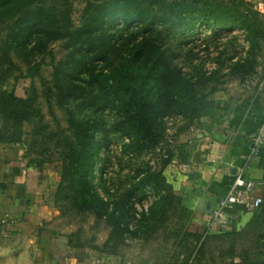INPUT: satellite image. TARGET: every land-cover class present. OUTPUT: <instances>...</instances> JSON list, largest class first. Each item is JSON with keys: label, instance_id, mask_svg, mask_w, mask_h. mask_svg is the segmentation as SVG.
<instances>
[{"label": "trees", "instance_id": "obj_1", "mask_svg": "<svg viewBox=\"0 0 264 264\" xmlns=\"http://www.w3.org/2000/svg\"><path fill=\"white\" fill-rule=\"evenodd\" d=\"M43 3L44 0H0V25L9 28L8 46L23 56L28 67L27 74L16 78L15 82L18 86L20 80L29 81L28 86L20 87V93L16 89L0 90V145L20 144L23 124L37 116L33 80L40 63L32 65L33 56L41 55L44 61L49 60L48 46L70 39V46L83 48L80 55L85 57V63L89 59V63L103 60L104 71L92 72L90 81L83 87L75 85L71 79L58 85L57 99L69 116L72 136L65 138L61 147V179L55 207L64 213L60 203L72 200V207L78 213L106 218L112 228L111 235L102 248H91L114 255L126 234L135 235V231H130L127 219L132 210V198L142 200L150 190L158 196L148 212L141 213L138 228L143 234L156 230V216L166 213L169 207L179 206L185 216L187 212L180 207L179 198L172 195L173 187L163 169L158 172L148 168L139 170L130 190L123 196L119 193L117 200L104 201L94 184L97 158L102 147L107 145L104 125L87 116L77 118L70 110L72 100H77L76 94L85 90V107L90 111L97 108L110 111L114 117L113 130L127 140L124 151L138 156L158 145L164 132L165 117L174 115L197 123L212 118L215 104L212 96L219 90L199 94L197 87L203 86L211 77L203 75L198 82L184 77L172 59L166 56L168 49L158 42L161 35L180 30L189 37L201 27L245 32L249 45L247 59L237 63L238 67L234 69L247 67L249 72L250 65L256 63L254 55L258 45L264 43V14L245 0H86L82 25L72 30L67 13H59ZM132 25L141 28L138 36L131 34L126 43L121 36L114 40L115 29L121 26L128 30ZM108 30L111 34H107ZM31 42L33 44L29 46ZM110 55L118 65L108 64ZM88 68L90 72L93 66ZM87 91H92L91 97L87 98ZM44 153L46 151L41 155ZM30 163L40 165L35 161ZM169 164V160L165 161L164 167ZM104 190L107 191L105 186ZM161 192L165 195L161 196ZM238 230L228 235L208 231L199 252H204L202 250L209 241L245 235L251 236L254 248L259 246L264 237L261 208ZM70 239L69 244H72ZM110 243L113 248L109 252ZM233 253L232 248L230 254ZM240 264H264V251L246 252Z\"/></svg>", "mask_w": 264, "mask_h": 264}, {"label": "rangeland", "instance_id": "obj_2", "mask_svg": "<svg viewBox=\"0 0 264 264\" xmlns=\"http://www.w3.org/2000/svg\"><path fill=\"white\" fill-rule=\"evenodd\" d=\"M43 4L45 7H54L59 13H67L72 30L82 25L86 0H44ZM141 31L139 26L132 25L128 30L120 26L113 32L115 33L114 40L117 36H121L123 43H126L131 34L138 36L137 33L140 34ZM8 32L7 25H0V90L16 89L20 93V87L28 86L29 81L20 80V85L17 86L15 79L26 75L28 67L23 56L19 55L14 48H9ZM110 32L108 30L107 34H111ZM185 36L186 33L183 35L182 31L173 30L168 34L163 33L158 42L168 49L166 56L172 59L173 65L180 69L183 76L190 81H201L203 75L211 77L210 81L199 86L200 88L197 87L199 94H208L212 89L225 90L232 85L245 87L246 92L247 86H250L251 93L254 95L259 92L260 82L264 81V43L259 44L255 52L256 63L250 65L252 72H247V67L246 69H234L238 67L237 63L247 59L249 45L245 32L217 28L210 30L201 27L189 37L185 38ZM191 38L193 41L188 42L187 40ZM71 42L70 39H65L50 44L47 54L51 58L49 60L44 61L41 55L33 56L32 65L40 63L33 80L37 116L23 124L21 142L15 145L23 150V157L27 161L56 167L59 174H61L62 167L61 147L64 145L65 138L72 136V130L68 123L69 116L57 99L58 85L66 84L71 79L75 85L83 87L86 82L90 81L92 72H102L105 68L103 60L89 63V59L85 63V57L80 55L84 52L83 48H74L70 46ZM32 44L31 42L29 46ZM108 58L110 59L108 64L118 65L113 55ZM90 65L93 68L89 72ZM91 93L92 91L86 92L87 98L91 97ZM75 97L78 98L72 100L70 110L77 118L87 116L104 125L103 132L107 145L102 147L97 158L94 180L95 190L104 201L117 200L119 193L123 196L130 190L139 170L148 168L158 172L163 169V173L166 174L172 169V165L177 166L179 163L173 164V162L177 159L175 155L178 150L179 136L188 134L197 124L196 121L188 122L174 115L167 116L163 120L164 132L158 145L150 150L142 151L138 156H133L123 149L127 140L116 134L112 128L114 121L112 113L98 108L93 109L94 113L85 107V90L76 94ZM45 151L46 153L41 155ZM167 160L170 164L164 167ZM104 186L107 191L104 190ZM162 195H165L164 192H161ZM172 195L176 197L174 192ZM157 200L158 196L151 190L142 200L132 198V210L127 219L129 229L132 232L135 231V235L126 234L114 254L121 258V264H240L246 252L264 251V237L259 246L256 245L254 248L251 236L245 235L236 237V239L228 237L209 241L202 250L204 252L200 253L201 245L206 239L207 229L191 226L186 216L179 211V206L176 205L169 207L166 213H159L156 216L155 231L148 235L143 234L138 228L141 213L148 212ZM60 206L63 211L65 210L61 213L57 209L62 219V231L67 234V238H71L73 246L88 249H92V246L98 248L104 246L112 231L106 218H95L92 215L78 213L72 207V200L60 203ZM261 212L264 213L262 209ZM236 231L239 230L231 228L218 232L228 235ZM262 233L264 234V231ZM111 247L113 248L112 243L108 245L109 252ZM232 248L234 253L230 254Z\"/></svg>", "mask_w": 264, "mask_h": 264}, {"label": "crops", "instance_id": "obj_3", "mask_svg": "<svg viewBox=\"0 0 264 264\" xmlns=\"http://www.w3.org/2000/svg\"><path fill=\"white\" fill-rule=\"evenodd\" d=\"M245 1L264 14V0ZM244 89L232 85L212 96V118L179 136L173 162L179 164L165 174L187 221L207 232L248 222L241 206L211 220L229 191L248 181L260 184L254 196L264 212V144L251 156V139L264 121V81L256 95ZM59 181L56 167L31 164L19 147L0 145V264H121L117 255L69 244L55 207Z\"/></svg>", "mask_w": 264, "mask_h": 264}, {"label": "built area", "instance_id": "obj_4", "mask_svg": "<svg viewBox=\"0 0 264 264\" xmlns=\"http://www.w3.org/2000/svg\"><path fill=\"white\" fill-rule=\"evenodd\" d=\"M251 156L257 157L260 147L264 144V121L261 123L256 134L251 139ZM260 184L248 181L239 187H233L228 195L219 203L218 209L211 215V220H217L224 210L230 206H241L249 216L255 214L263 205L260 197L254 196V192ZM211 225V224H210ZM208 225L207 227H210Z\"/></svg>", "mask_w": 264, "mask_h": 264}]
</instances>
